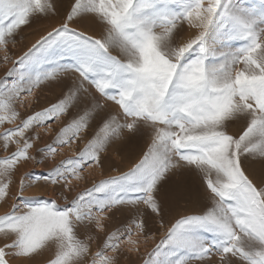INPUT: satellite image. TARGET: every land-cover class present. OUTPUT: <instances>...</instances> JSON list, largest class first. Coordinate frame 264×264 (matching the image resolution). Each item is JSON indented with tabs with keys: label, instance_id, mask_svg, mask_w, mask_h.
Wrapping results in <instances>:
<instances>
[{
	"label": "snow or ice",
	"instance_id": "6c2138e0",
	"mask_svg": "<svg viewBox=\"0 0 264 264\" xmlns=\"http://www.w3.org/2000/svg\"><path fill=\"white\" fill-rule=\"evenodd\" d=\"M62 10L0 79V264H120L181 202L193 210L143 264H264V0H0L4 61L20 31ZM41 84L60 95L22 115ZM41 127L55 133L43 159L87 142L17 181ZM145 136L126 172L74 191L113 145ZM41 183L51 196L25 195ZM117 213L126 223L107 231Z\"/></svg>",
	"mask_w": 264,
	"mask_h": 264
},
{
	"label": "rangeland",
	"instance_id": "374dc122",
	"mask_svg": "<svg viewBox=\"0 0 264 264\" xmlns=\"http://www.w3.org/2000/svg\"><path fill=\"white\" fill-rule=\"evenodd\" d=\"M242 6H253L259 5L260 0H238ZM67 6V0H65V7ZM64 22V11H61L60 16L44 20L40 23H34L31 27H25L16 37L15 45H9L8 56L9 59L7 62L4 61V53L0 52V79L5 77L6 72L13 67V61H15L28 47L34 43L40 35L45 34L46 31L51 30L52 27L58 26ZM70 27H80L81 30H84L82 25L70 24ZM91 32V30H90ZM96 35H99V32H95ZM118 50L113 51V55H118ZM61 93L60 87L49 88L44 84H41L33 89L31 102L25 101L23 105L17 104V110L22 115H27L32 113L34 110L38 111L42 107L48 105L49 102H55L57 97ZM24 95H27L25 93ZM23 99V97H22ZM111 110L115 112V106H111ZM71 119V115L61 117L56 121V123L51 124L52 129H59L63 124L68 122ZM18 122V121H17ZM6 127H13L14 125L6 124ZM238 127V125H233V129ZM3 127H0V131H3ZM34 132L40 133V138L36 140L35 146L33 149H30V154L35 157L33 160H29L26 163H23L22 166L18 169L15 179L18 181L19 178L26 173H41L45 172L60 161L67 159L68 157L74 156L78 148H83L86 140L81 141L77 144H71L64 146L62 148H57V152L54 157L48 159H43L42 155L37 153V149L43 148L46 145L50 144L55 135L54 132L45 131V128H36ZM148 137L145 136L143 139H134L132 141L126 142L125 144H116L113 145L107 152L103 154L105 163L101 168H96L95 166L91 168H86L83 170L84 176L87 178L86 181H76L73 179V184L76 186L74 191H81L83 188L91 186L92 183H97L103 179H106L110 176L117 175L121 172H126L133 163H135L139 156L145 150L146 142ZM42 163H37L36 161L42 160ZM26 196H40L46 195L51 196L50 190H46L41 184H37L33 188H29L25 192ZM7 207L3 206L0 202V215H3L7 211ZM192 208H188L183 202L179 205H173L170 212H168L164 217V226L161 227L159 218L149 219L147 228L143 235L140 237V251L138 253H129L125 249L124 256L122 257L120 264H143L144 259L148 252L152 251L158 244L161 239L164 237V234L167 230V227L170 226V222L174 217L179 215L187 214V212L192 211ZM107 225L106 230L112 231L117 226H121L123 223H126V216H122L120 213H117L109 221L105 222ZM94 234V233H93ZM103 233H100V236L103 237ZM98 241L93 240L92 246L93 251L96 250Z\"/></svg>",
	"mask_w": 264,
	"mask_h": 264
}]
</instances>
